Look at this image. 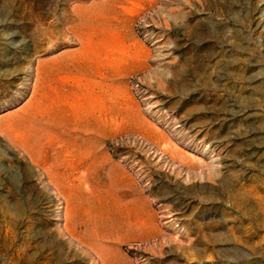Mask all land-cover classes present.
I'll return each instance as SVG.
<instances>
[{
    "label": "rangeland",
    "instance_id": "obj_1",
    "mask_svg": "<svg viewBox=\"0 0 264 264\" xmlns=\"http://www.w3.org/2000/svg\"><path fill=\"white\" fill-rule=\"evenodd\" d=\"M0 264H264V0H0Z\"/></svg>",
    "mask_w": 264,
    "mask_h": 264
}]
</instances>
